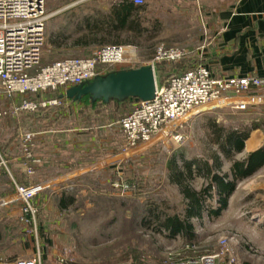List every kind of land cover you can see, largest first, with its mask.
<instances>
[{
    "label": "rangeland",
    "instance_id": "rangeland-1",
    "mask_svg": "<svg viewBox=\"0 0 264 264\" xmlns=\"http://www.w3.org/2000/svg\"><path fill=\"white\" fill-rule=\"evenodd\" d=\"M121 1L46 0L47 11L56 12L47 24L48 40L53 39L62 47L47 45L40 66L66 58L89 57L100 46L116 44L114 35L119 32L112 31L95 36L96 40L108 41L105 44L72 46L78 38L89 37L86 22L90 15L92 19L98 18L100 13L110 16L114 5ZM144 6L139 12L141 35L136 36L134 42L118 45H136L143 61L152 59L160 46L183 49L186 54L182 59L159 62L163 78L195 63H206L207 41L212 36L205 12L189 9L184 0H146ZM216 7H220L217 1ZM120 33L119 41L132 40L130 33ZM201 35H205L204 39ZM158 76L161 77L159 72ZM19 102L20 97L11 101L0 91L1 111L12 110ZM133 105L131 100L93 107L87 103L64 104L47 113L21 112L0 117V153L8 160L10 169L12 163H22V136L30 133L34 135L33 151L49 156L48 169H56L60 160H66L69 166L82 171L75 178L50 184L30 197L34 213L23 199L0 204V252L14 255L26 239L38 235L42 240L43 235L50 241L51 247L45 251L49 263H58L56 254L51 251L55 249L59 255L68 250L67 260L59 264H134L137 257L144 264H175L179 257L215 253L221 250V237L234 236L238 240L233 244L238 261L263 263L264 220L260 212H264V186L261 188V177L239 182L219 215L205 214L202 220L193 219L198 235L193 241L195 249L186 248L182 234L168 238L142 225L141 219L145 208L153 202L171 213L183 209L182 194L169 178V164L172 159L180 166L183 158L210 159L209 154L215 150L209 127L211 120L226 127L250 128L258 120L264 121V104L255 105L253 111L228 107L201 113L177 128L179 139L171 137L147 148L126 150L119 121ZM53 118L55 124L51 123ZM50 129L59 131L55 135L45 133ZM42 132L43 138L39 136ZM53 153L57 156H50ZM228 164L229 161H225L224 167ZM58 172L53 170L50 175ZM12 176L6 170L0 171V200L16 192ZM35 176L28 179L33 182ZM202 184L201 178L194 182L197 188ZM64 191L73 196L74 202L62 208L60 197ZM213 203L215 205V201Z\"/></svg>",
    "mask_w": 264,
    "mask_h": 264
},
{
    "label": "built area",
    "instance_id": "built-area-1",
    "mask_svg": "<svg viewBox=\"0 0 264 264\" xmlns=\"http://www.w3.org/2000/svg\"><path fill=\"white\" fill-rule=\"evenodd\" d=\"M132 1L142 5L146 0ZM55 13L47 11L46 0H0V91L11 101L20 97L12 110H0V117L62 106L64 99L48 96L49 93H64L68 87L98 75L145 64H152L155 69L156 92L151 100L135 101L133 108L120 119L126 150L147 148L171 137L179 139L181 135L177 128L201 113L228 107L243 111L252 103L264 100L263 95L257 94L258 90L264 89V76L217 77L202 62L172 73L160 83L157 65L164 60L182 59L186 53L178 47L160 46L152 59L143 61L136 45H103L92 56L66 58L40 66L47 45V24ZM33 136L25 134L23 143L22 164L28 176L36 173L40 163V158L32 151ZM1 170L9 171V164L0 153ZM15 186L16 192L2 198L0 204L23 199L34 213L29 198L44 190L46 185L29 182ZM219 242L221 250L199 257H182L176 264H218L222 260L237 264L233 244L238 240L234 236L221 237ZM196 247L194 243L186 245L188 250ZM67 256L68 250H65L58 256L59 262H65ZM4 263L44 264V253L37 247L28 256H18Z\"/></svg>",
    "mask_w": 264,
    "mask_h": 264
},
{
    "label": "trees",
    "instance_id": "trees-1",
    "mask_svg": "<svg viewBox=\"0 0 264 264\" xmlns=\"http://www.w3.org/2000/svg\"><path fill=\"white\" fill-rule=\"evenodd\" d=\"M144 8V4L137 5L132 0H123L114 5L113 13L110 16L100 13L98 18L92 19L93 15H90L86 22V27L90 30L89 37L82 36L74 43L83 46L91 44L102 45L108 41L104 39L96 40L95 36L99 33L110 34L112 31L114 33L116 31L119 32L114 35L117 38V41L115 40L116 44L134 42L136 36H140L142 33L139 12ZM121 31L130 33L132 40L119 41ZM188 68L186 67L184 70ZM157 71L161 75V77L159 76L161 81L167 78H163L162 70L158 65ZM128 100L135 102L134 99H127L122 102ZM77 102L87 103L92 105V107L98 104H105L101 101L93 103L87 96ZM111 102L122 103L119 101ZM62 106L56 107L62 108ZM50 109L52 107L48 108V110ZM43 110L46 109L38 112ZM209 124L212 136L211 141L215 146V150L209 154L210 159L183 158L181 166L178 165L176 159H172L169 164V178L172 183L178 186L182 194L183 209L171 213L166 208L161 207L159 203L153 202L145 208L141 219L142 225L151 227L156 233L165 235L168 238L182 234L186 244L193 243L198 236L193 219L202 220L205 214L210 216L219 215L227 207L228 199L234 192L238 182L252 175L264 163V145L250 152L244 158H237V154L244 149L245 140L249 136L251 128L258 127V123L252 124L250 128L243 126L239 128L226 127L217 122V120H211ZM225 161L230 163L228 171L224 169ZM198 178L203 179V184L199 188L194 185L195 180ZM73 202V196L64 191L60 197V206L64 208ZM134 264H144V262L137 257Z\"/></svg>",
    "mask_w": 264,
    "mask_h": 264
},
{
    "label": "crops",
    "instance_id": "crops-1",
    "mask_svg": "<svg viewBox=\"0 0 264 264\" xmlns=\"http://www.w3.org/2000/svg\"><path fill=\"white\" fill-rule=\"evenodd\" d=\"M215 1H217L220 7L215 8ZM184 4L189 7V9L195 8L198 11L205 12L208 20L209 27L211 28V39H208L209 48L206 53V65L212 73L217 77L222 76H246V75H259L264 76V0H184ZM205 35H201L200 38L204 39ZM55 47H62L60 44L51 40H48L47 37V45ZM46 45V46H47ZM73 47H87L81 44L72 43ZM56 93V92H54ZM54 93H49L48 96H53ZM57 96L60 97L61 92H57ZM257 94L264 96V89L258 90ZM64 99L65 105H76L79 106L82 102H74L70 101L67 98ZM70 102V103H69ZM257 104H264V100L262 102H254L252 103L247 110L253 111L255 105ZM92 107V105H90ZM52 109H56L53 108ZM50 109V110H52ZM49 112L48 109L43 110L42 113ZM32 114V113H29ZM54 118L52 119V124H55ZM258 127L251 128L249 136L245 140V146L242 152L237 154V158H244L250 152H253L264 145V121H257ZM52 131V132H51ZM59 130H48L45 133H52L57 134ZM44 132L39 135L43 138ZM37 136V135H36ZM22 141L24 143V135L22 136ZM35 137V141H36ZM34 139L32 140L33 145ZM33 151V149H32ZM33 153L40 158V163L36 167V176L33 179V182H43L45 183L46 187L50 184H55L56 182L62 180H70V178H75L78 173H81L80 169L76 167L69 166V162L66 160H60V165L58 168L48 169L47 163L49 160V156L38 154L33 151ZM243 154L242 157L238 155ZM50 156H57L53 153ZM21 157H23V148ZM12 162V161H11ZM12 169L9 167L8 174L12 176V171L14 174L16 173L17 179L15 176H12L14 179V183L16 185V181L18 180L19 183L30 181L28 176L24 172L23 164H11ZM72 168V169H71ZM230 168V163L228 167L224 169L228 171ZM68 169L74 170L73 172L67 173L66 171L61 172L60 170ZM77 169V170H75ZM85 169V168H84ZM58 172L57 175H50L52 171ZM87 171V170H86ZM67 174V175H66ZM264 163L260 166L252 175L245 178L242 181L246 180H254L258 177L261 188L264 186ZM32 181V180H31ZM30 181V182H31ZM240 181V182H242ZM239 183V182H238ZM238 185V184H237ZM237 187V186H236ZM236 189V188H235ZM230 198V197H229ZM229 201V199H228ZM222 212V211H221ZM262 213V219L264 220V212ZM42 235V233H41ZM38 236V235H37ZM29 237L25 240V243L21 246L18 252L14 255L7 254L6 251L3 253L0 252V264H5L4 262L13 260L18 256H28L30 255L37 247H40L44 253L45 259V251L46 248L50 246V241L46 239V236H41V239L38 237ZM189 244V243H187ZM51 247V246H50ZM52 253L56 254L57 262L58 263H49L46 259L44 260V264H59L58 256L59 253L56 252L55 249L51 250ZM188 257V256H184ZM193 257V256H189ZM182 257H179L177 261L181 260ZM176 264V263H175ZM218 264H228L226 260L219 261ZM237 264H253L250 261H238ZM261 264H264L261 263Z\"/></svg>",
    "mask_w": 264,
    "mask_h": 264
},
{
    "label": "water",
    "instance_id": "water-1",
    "mask_svg": "<svg viewBox=\"0 0 264 264\" xmlns=\"http://www.w3.org/2000/svg\"><path fill=\"white\" fill-rule=\"evenodd\" d=\"M156 87L155 69L152 64H145L112 70L83 83L72 85L61 93L60 97L77 102L87 96L93 103L101 101L105 104L127 99L147 101L154 98Z\"/></svg>",
    "mask_w": 264,
    "mask_h": 264
}]
</instances>
